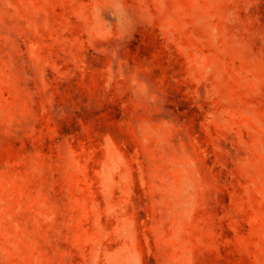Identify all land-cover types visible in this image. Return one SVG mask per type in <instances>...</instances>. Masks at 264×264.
<instances>
[{
    "label": "rangeland",
    "instance_id": "1",
    "mask_svg": "<svg viewBox=\"0 0 264 264\" xmlns=\"http://www.w3.org/2000/svg\"><path fill=\"white\" fill-rule=\"evenodd\" d=\"M0 264H264V0H0Z\"/></svg>",
    "mask_w": 264,
    "mask_h": 264
}]
</instances>
